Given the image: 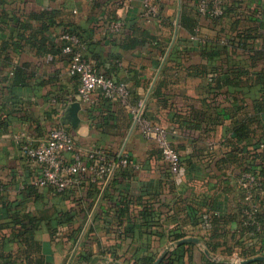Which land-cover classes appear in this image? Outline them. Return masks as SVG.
<instances>
[{
	"label": "crops",
	"instance_id": "0c3cea01",
	"mask_svg": "<svg viewBox=\"0 0 264 264\" xmlns=\"http://www.w3.org/2000/svg\"><path fill=\"white\" fill-rule=\"evenodd\" d=\"M199 1L161 0L158 18L148 23L143 0H0V246L16 264H73L80 252L95 264H133L146 245L158 251L157 261L169 244L186 238L199 239L182 243L190 246L187 264H243L264 257V199L260 229L253 233L245 224L247 204L239 185L246 171L264 176L262 85L250 80L218 89L213 81L224 68L249 66L250 53L240 48L238 32L256 28V46L263 45L264 0H222L228 15L219 21L201 15ZM43 11L52 18L49 27L48 19L37 16ZM119 20L124 28L112 32ZM42 26L45 32L38 29ZM67 26L87 36L86 57L127 82L148 117L172 132L182 160L176 176L166 175L161 150L139 133L119 102L89 105L75 99L81 121L73 127L64 98L75 95L79 82L68 72L69 56L58 51ZM33 33L34 40L46 38V47L27 40ZM123 35L136 38V46L126 48ZM217 45L220 53L214 52ZM198 109L208 123L189 128L180 122ZM61 125L79 147L123 153L130 165L107 181L85 175L63 194L35 184L39 168L22 142L46 139ZM15 202L40 220L31 242L13 235L21 229L10 223L8 208ZM148 202L161 227L151 236L136 228L122 239L130 217L142 222L136 218ZM158 230L162 237L155 235ZM109 248L116 249L115 256ZM257 261L264 263L246 264Z\"/></svg>",
	"mask_w": 264,
	"mask_h": 264
},
{
	"label": "built area",
	"instance_id": "2783aa9c",
	"mask_svg": "<svg viewBox=\"0 0 264 264\" xmlns=\"http://www.w3.org/2000/svg\"><path fill=\"white\" fill-rule=\"evenodd\" d=\"M160 1L143 0L142 18L146 22L158 18ZM198 10L201 15L213 19L224 15L225 6L222 0H200ZM124 25L122 20L115 21L111 25V31L119 32ZM60 38L67 42L64 53L70 55L68 72L77 76L79 82L75 95L69 96L67 106L77 98L89 105L104 100L119 102L131 113L139 133L159 147L169 172L176 176L181 170L182 160L180 152L173 146L169 130L148 117L144 103L135 100L127 82L97 69L86 57L85 46L79 36L63 32ZM23 142L25 155L39 168V175L34 183L53 186L58 192L79 186L85 175H89L93 181H107L118 168L131 163L123 153H112L103 148L90 150L79 147L74 136L62 125L53 128L46 139H27ZM135 166L138 167L136 164ZM239 185L244 191L247 204L242 209L245 224L250 231L256 233L260 229L259 213L264 199V177H260L259 173L246 171L239 177Z\"/></svg>",
	"mask_w": 264,
	"mask_h": 264
},
{
	"label": "trees",
	"instance_id": "16d2710c",
	"mask_svg": "<svg viewBox=\"0 0 264 264\" xmlns=\"http://www.w3.org/2000/svg\"><path fill=\"white\" fill-rule=\"evenodd\" d=\"M227 13H228V10L225 9L223 16L216 17L213 19L217 20V21L222 20L226 17V15H228ZM37 16H39V18L42 16V17H45V19H48V21H49V22H47L48 27L51 24H53L52 18L48 15V12L43 11L42 13L38 14ZM114 20H117V19H114ZM28 27H31V26H28ZM45 28H47V27L42 26L38 29L41 32H45V30H46ZM65 28L66 29L63 32H68L70 34H76L77 36L80 37L85 48L88 47L90 42H88L87 36L84 34V32H80L77 29L73 30V29H71L70 26H67ZM31 29H32V31H35L37 33V30H36L37 28H31ZM250 29L251 30L248 29L247 32L240 31V32H238V35L236 36V38L240 41V43H239L240 48H243V50L245 52L250 53V60H249L250 64H249V66L248 67H242L239 65H232L229 68H224L223 72L218 74V76L216 78H213V81L217 84V88L219 89V88H221V86H224L225 84L231 85L234 87L244 86V85L248 84V82L250 80H252L256 84L262 85L261 92H262V95L264 97V41H263V45L260 48H258L256 46V42H255V39L257 36H253V33H252L256 28H250ZM121 31L122 30H120L119 32H116V33H120ZM34 35H35V33L31 34L27 40L29 42H31L32 44L36 45V47H38L40 49L44 48V46L46 47V38L42 37V39L37 38V40H34V38H33ZM121 35H122V33H121ZM123 36H124V41H126V43H125L126 48H132V47L136 46L135 45L136 38H132V36H130V35H123ZM146 36H149V35H146ZM61 41H62V45L58 48V51L60 53H64V47L66 46L67 42L65 40H61ZM214 50H215L214 52L220 53L219 45H217V49H214ZM209 51L210 50L205 49L206 53H211V51L210 52ZM64 54L69 56V61H70V55L66 54V53H64ZM97 69L100 71H104L99 67H97ZM244 77H245V79H244ZM16 82H19V78L16 79ZM68 96H69V94L64 98L66 100V102L69 98ZM64 99H63V102H64ZM180 122L184 125H187L189 128H200L203 126L204 123H208L209 120H208V117L206 116L204 110L198 109V110H195L192 114H190L188 116H184ZM210 122L216 123V121L213 119H210ZM64 123L67 124L68 121L64 120ZM65 128H66V126H65ZM237 128H239V125L237 126V124H236V130H238ZM67 131L69 132L68 129H67ZM239 133H240V131L238 130L237 134L239 135ZM169 134H170V138L173 139V135H172V132L170 130H169ZM27 139H29V138L25 137V139L23 141H25ZM22 143H24V142H22ZM129 165H127L125 167L118 168L115 171V174L113 175V177H115L117 175V173H119L120 171L125 170ZM165 172H166L167 176H170V177L172 176L171 173L169 172L168 168H166ZM262 177H264V176H262ZM50 187H52L56 190L55 187H53V186H50ZM74 188H76V187L68 188V189L64 190L63 192H58L57 190L56 191L59 194H63L65 192H67L68 190H71ZM8 212L11 214V222L10 223H12L13 225H19V224L21 225V229H17V231L15 230L13 233L15 238H17V240L21 243H27V242L33 241L35 231L39 226V222H40L39 218L32 216L29 213H27L25 210V207L20 202L12 203L8 208ZM190 214H191V217L193 218L194 213L190 212ZM63 218H64V216L59 218L60 223L63 222ZM136 219L138 220V222L141 221V219H142V222L137 223L134 218L130 217L127 222H129L131 224L130 225L128 224L129 226H126L127 227L126 231L120 236L122 239L125 238V236L127 237L129 235H134L136 228L140 229L141 236L146 235L147 234L146 231L149 230L148 234H147V236H148L150 234V231L153 228L158 229L162 225L161 221L159 219V215L156 212V210L154 209L153 204L149 203V202L146 204V206L141 211L140 216ZM117 220L118 219H116L115 221H117ZM198 221H199V219H194V223H197ZM151 234H150V236H151ZM155 235L162 237V232H160L158 230ZM187 245H188V243L179 245L176 249L167 253L166 256L160 262V264H187L185 262V256L190 251V246L187 247ZM6 249H7V247H6ZM107 252L110 253L113 257L116 254V249L115 248H109V249H107ZM157 255H158V251L150 250V248L146 245L142 250V255L133 264H154L156 262ZM0 264H16V262L12 259V256L5 254V250L1 246H0ZM73 264H95V259L91 255H89L87 252H82V253L80 252L79 254H77L75 256V258L73 260ZM189 264H193V263L190 262ZM208 264H218V263H216L214 261H209ZM254 264H264V263L261 261H257Z\"/></svg>",
	"mask_w": 264,
	"mask_h": 264
},
{
	"label": "water",
	"instance_id": "95a60500",
	"mask_svg": "<svg viewBox=\"0 0 264 264\" xmlns=\"http://www.w3.org/2000/svg\"><path fill=\"white\" fill-rule=\"evenodd\" d=\"M81 110V103L76 101V102H73L71 103V105L69 106V109H68V114H69V118L72 122V125L73 127H78V125L80 124V121H81V118L79 116V111ZM186 241H196V242H199V239L197 238H186V239H182V240H178V241H175L171 244H169L165 250L163 251L162 255L158 258V260L155 262V264H160V262L162 261V259L164 258V256L170 252L171 250L175 249L176 246L186 242ZM206 253L212 257L209 253L208 250H206ZM255 260H264V257L263 256H259V257H256V258H252V259H249V260H245L243 261L242 263L243 264H246L248 262H251V261H255Z\"/></svg>",
	"mask_w": 264,
	"mask_h": 264
}]
</instances>
